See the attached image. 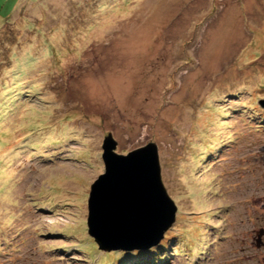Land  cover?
<instances>
[{
  "label": "rangeland",
  "instance_id": "rangeland-1",
  "mask_svg": "<svg viewBox=\"0 0 264 264\" xmlns=\"http://www.w3.org/2000/svg\"><path fill=\"white\" fill-rule=\"evenodd\" d=\"M261 101L264 0H0V264H264ZM109 133L158 145L178 211L150 249L89 235Z\"/></svg>",
  "mask_w": 264,
  "mask_h": 264
},
{
  "label": "water",
  "instance_id": "water-1",
  "mask_svg": "<svg viewBox=\"0 0 264 264\" xmlns=\"http://www.w3.org/2000/svg\"><path fill=\"white\" fill-rule=\"evenodd\" d=\"M260 105L264 108V101ZM117 147L109 133L102 146L105 172L90 187L88 232L103 251L147 250L172 228L178 207L163 183L156 143L126 155ZM257 235L260 247L264 228Z\"/></svg>",
  "mask_w": 264,
  "mask_h": 264
},
{
  "label": "trees",
  "instance_id": "trees-1",
  "mask_svg": "<svg viewBox=\"0 0 264 264\" xmlns=\"http://www.w3.org/2000/svg\"><path fill=\"white\" fill-rule=\"evenodd\" d=\"M35 128H37L36 125L32 126V128L28 129V131H32ZM158 249H159V247L153 248V250H152L153 252H151V254H149L147 252H140L141 255H145V256L140 258L139 262H134V261H136V258L138 257V255L134 256V257L133 256H125L124 255V257H122L123 260L121 262L117 263V264H131V263L132 264H148V261H150V260H151L152 264H155L156 261L158 262L159 260L162 259V257L166 256V255L162 256V254H160V252H159L160 250H158ZM124 253H127V252H124Z\"/></svg>",
  "mask_w": 264,
  "mask_h": 264
},
{
  "label": "flooded vegetation",
  "instance_id": "flooded-vegetation-1",
  "mask_svg": "<svg viewBox=\"0 0 264 264\" xmlns=\"http://www.w3.org/2000/svg\"><path fill=\"white\" fill-rule=\"evenodd\" d=\"M263 239H264V235H263V237H262V239H261V240H262V242H261L262 246H261V247L264 248V242H263L264 240H263Z\"/></svg>",
  "mask_w": 264,
  "mask_h": 264
},
{
  "label": "bare ground",
  "instance_id": "bare-ground-1",
  "mask_svg": "<svg viewBox=\"0 0 264 264\" xmlns=\"http://www.w3.org/2000/svg\"><path fill=\"white\" fill-rule=\"evenodd\" d=\"M120 251H122V250H120Z\"/></svg>",
  "mask_w": 264,
  "mask_h": 264
}]
</instances>
